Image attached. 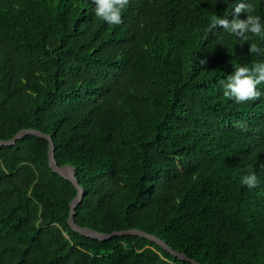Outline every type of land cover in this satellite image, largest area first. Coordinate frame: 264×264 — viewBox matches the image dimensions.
<instances>
[{
	"label": "trees",
	"instance_id": "trees-1",
	"mask_svg": "<svg viewBox=\"0 0 264 264\" xmlns=\"http://www.w3.org/2000/svg\"><path fill=\"white\" fill-rule=\"evenodd\" d=\"M239 2L129 0L110 25L92 0H0V139L50 135L83 187L79 226L143 230L201 264H264V83L242 103L221 83L264 61V39L206 30ZM243 2L264 23V0ZM47 150L32 135L0 146V264H191L143 237L73 231L76 189Z\"/></svg>",
	"mask_w": 264,
	"mask_h": 264
},
{
	"label": "clouds",
	"instance_id": "clouds-1",
	"mask_svg": "<svg viewBox=\"0 0 264 264\" xmlns=\"http://www.w3.org/2000/svg\"><path fill=\"white\" fill-rule=\"evenodd\" d=\"M94 5V14L110 25H118L122 22V13L129 4V0H92ZM234 12L233 19L229 20L227 16L212 15L210 18V31L217 27L222 28L230 35L247 42L249 34L264 39V23L258 15H253L250 5L240 0L232 8ZM245 12V18L241 19L239 14ZM252 52H258L255 44L249 46ZM204 63L203 60L200 61ZM223 86V95L237 103L255 100L260 96L257 85L264 83V61L256 62L251 66L242 65L235 67L227 76L226 81H221ZM240 183L248 189H254L258 185V176L256 171L249 170L240 179Z\"/></svg>",
	"mask_w": 264,
	"mask_h": 264
},
{
	"label": "water",
	"instance_id": "water-1",
	"mask_svg": "<svg viewBox=\"0 0 264 264\" xmlns=\"http://www.w3.org/2000/svg\"><path fill=\"white\" fill-rule=\"evenodd\" d=\"M27 135L36 136V137L43 138L48 141L47 157H48L49 168L53 172L57 173L59 176L70 181L76 189V195L73 197V199L69 203V216L67 219V224L71 227L73 231L78 232L79 234L83 236L97 239L99 241H105V240H109L112 237H122L126 235L143 237L157 244L166 253H168L169 255L173 257H176L179 261L189 262L191 264H201L198 261L189 258L184 252L172 248L165 241L143 230H139L135 228H128L125 230H119V231L115 230V231L106 233V232H99L97 230H94L88 227H82L76 224L74 221L75 208L80 204L84 196L83 187H81L78 183V179L75 176V169L73 166L69 164L58 165V163L56 162L55 157H54L53 142L51 140L50 135L45 134L41 131L35 130L33 128L21 129L10 139H7V140L0 139V146L14 145L16 141L22 139L23 137Z\"/></svg>",
	"mask_w": 264,
	"mask_h": 264
}]
</instances>
